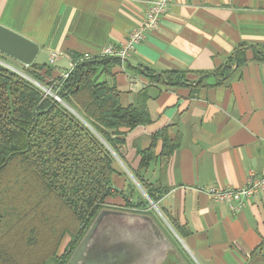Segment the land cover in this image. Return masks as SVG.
Wrapping results in <instances>:
<instances>
[{
    "label": "crops",
    "instance_id": "obj_1",
    "mask_svg": "<svg viewBox=\"0 0 264 264\" xmlns=\"http://www.w3.org/2000/svg\"><path fill=\"white\" fill-rule=\"evenodd\" d=\"M148 1L0 0V24L37 42L36 58L46 59L34 61L52 65L54 75L61 76L75 55L98 56L104 46L124 42L145 19ZM241 44H246L248 60L221 85H213L215 75L202 86L167 84L145 71L214 72ZM262 47L264 0H173L159 27L101 75L118 86L125 106L143 89L150 96L153 122L127 133L112 175L114 186L132 202L143 197L134 180L138 151L148 148L152 135L164 127L172 136L181 135L180 146L154 163L145 177L165 191L159 204L185 235L167 223L200 264H264V190L238 213L204 190L241 187L251 171L264 175V61L254 58ZM54 53L58 57L51 64ZM189 77L199 81L194 74ZM161 147L158 141L156 152ZM123 194L109 196L107 204L139 210L127 208ZM119 213L132 222H157L152 216L132 220ZM163 234L155 239L162 249L158 253L167 256L171 241Z\"/></svg>",
    "mask_w": 264,
    "mask_h": 264
},
{
    "label": "trees",
    "instance_id": "obj_2",
    "mask_svg": "<svg viewBox=\"0 0 264 264\" xmlns=\"http://www.w3.org/2000/svg\"><path fill=\"white\" fill-rule=\"evenodd\" d=\"M245 46H238L236 53L214 72L145 71L151 79L167 84L197 82L202 86L207 77L215 75L218 80L213 85H221L235 77L247 62ZM79 57L75 55L74 59ZM254 58L264 61V47ZM120 60L93 57L79 62L67 78L55 76L48 63L34 61L25 66L30 77L54 86L64 103L0 63V264H69L86 230L102 210L152 215L148 199L140 197V201L132 202L113 184L115 154L121 157L127 133L153 122L146 89L125 106L118 86L101 78ZM158 141L162 143L160 152H156ZM180 144L181 135L172 136L169 127H164L152 135L148 148L138 151L141 160L134 176L155 203L165 191L149 181L145 173L157 161L168 159ZM117 194L125 195L127 208L139 210L107 204L106 199ZM6 195L11 199L7 201ZM63 210L73 216L72 225L61 221ZM161 213L183 237V227L163 208ZM12 235L23 242L19 249L2 245ZM67 235L70 240L60 252Z\"/></svg>",
    "mask_w": 264,
    "mask_h": 264
},
{
    "label": "rangeland",
    "instance_id": "obj_3",
    "mask_svg": "<svg viewBox=\"0 0 264 264\" xmlns=\"http://www.w3.org/2000/svg\"><path fill=\"white\" fill-rule=\"evenodd\" d=\"M46 57L38 55L36 61H43ZM0 63L10 67L11 69H17L22 75L26 74L25 64L13 58L12 56L0 51ZM13 70V69H12ZM116 156V154H115ZM7 181L8 177L6 178ZM136 186L140 190L143 198L148 199V208L152 212V217L157 220V222H141V221H130L124 215L117 213H102L100 212L93 220L90 227L86 230L84 238H91L92 236H97V241L101 242L103 240V231L106 227L111 228L113 240L111 242V248L107 245V264H160L158 261L160 259L169 260L171 264H181V262H175L174 260L179 257L183 261L186 260L189 264H200L194 258L193 255L187 253L186 248L182 246V241L177 237L176 233L168 225L167 218H164L161 213V206L159 203H155L152 199L150 200L146 194L143 187L134 178ZM7 201L10 200V196L6 195ZM63 210L61 221L72 225L73 216L67 211ZM135 211V210H133ZM161 213V214H160ZM160 227V228H159ZM164 234H163V232ZM162 234L165 235V239L172 241L175 244L177 253L174 254V249L172 247L169 250V254L166 256L163 253H156L155 249L159 247V242L155 239L156 237L162 238ZM4 236V235H3ZM2 236V237H3ZM15 235L5 238L2 245L7 248L19 249L23 242L18 241V237L14 239ZM70 240L69 235H67L60 247V252H62ZM184 245V244H183ZM111 250H110V249ZM156 253V254H155ZM155 254V256H154ZM70 260V259H69ZM178 260V259H177ZM186 264V263H185Z\"/></svg>",
    "mask_w": 264,
    "mask_h": 264
},
{
    "label": "built area",
    "instance_id": "obj_4",
    "mask_svg": "<svg viewBox=\"0 0 264 264\" xmlns=\"http://www.w3.org/2000/svg\"><path fill=\"white\" fill-rule=\"evenodd\" d=\"M172 2L173 0H149L143 22L129 32L128 38L124 42L121 44H109L104 46L100 50L98 56L118 57L122 61L126 60L135 50L136 46L145 39L147 33L154 31L159 27L160 20L167 13ZM57 57V54H52L50 63L54 64ZM93 57L96 56L84 54L81 55V57L74 59L70 68L61 76L67 78L79 62L89 60ZM12 69L22 75L20 71H17V69ZM24 77L40 87L46 95L53 96L56 100L63 102V99L59 96L58 91L54 86H46L29 75H25ZM204 190L213 200L226 202L232 213H238L249 203L250 199L256 193L264 190V175H258L251 171L248 175L246 183L241 187L218 188L215 186H209L204 188ZM149 199L151 200V198Z\"/></svg>",
    "mask_w": 264,
    "mask_h": 264
},
{
    "label": "water",
    "instance_id": "obj_5",
    "mask_svg": "<svg viewBox=\"0 0 264 264\" xmlns=\"http://www.w3.org/2000/svg\"><path fill=\"white\" fill-rule=\"evenodd\" d=\"M39 50H40V45L37 42L24 36L23 34L19 32H16L0 24V51L12 56L13 58H16L17 60H19L20 62L28 66L34 62ZM112 211H116V210L104 209L101 212L103 213V212H112ZM125 214L132 220H136L138 218L146 220L145 217H150L146 215L145 216L135 215V214H131L128 212ZM140 216H144V217H140ZM89 239L90 238H87V237L84 238V240L80 243V245L78 246V248L75 250L74 254L72 255L71 259L69 260V264H77L80 256L82 255L84 245ZM112 240H113V237L111 235V236H108L107 240L105 241V243H107V245L110 248L112 245L110 241ZM107 245L105 246V251H104L105 257L107 255V250H108ZM159 247H161L160 244H159Z\"/></svg>",
    "mask_w": 264,
    "mask_h": 264
},
{
    "label": "flooded vegetation",
    "instance_id": "obj_6",
    "mask_svg": "<svg viewBox=\"0 0 264 264\" xmlns=\"http://www.w3.org/2000/svg\"><path fill=\"white\" fill-rule=\"evenodd\" d=\"M119 212L120 211L116 210V211H112V212H103V213H117V214H119ZM122 212H126V211H122ZM128 213L135 214V215H141L140 213L137 214L136 212H128ZM111 231H112L111 228L106 227V229L103 231V234H102L103 240L101 242L97 241V239H96L97 236H92V238H90L85 243L83 251H82V255L80 256L77 264H107V260H106L105 254H104L105 253L104 252L105 246L107 245V243H105V241L107 240L108 236L112 235ZM80 243H81V241H80ZM80 243H79V245H80ZM78 246H77V248H78ZM170 246H171L170 250L173 247L174 254L177 253V251L175 250L176 249L175 244L172 241H171ZM159 250H162V249L161 248H157V250L155 249L156 252H160ZM168 250H169V248H168ZM74 252H73V254H74ZM71 257H70V259H71ZM164 258H166V257H164ZM164 258L160 259L158 261V263H160V264H171L168 260L169 257L167 258V260H164ZM174 261L175 262H181V264H185V263L189 264L188 262H186V260L183 261L179 257H177Z\"/></svg>",
    "mask_w": 264,
    "mask_h": 264
}]
</instances>
